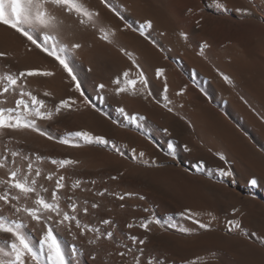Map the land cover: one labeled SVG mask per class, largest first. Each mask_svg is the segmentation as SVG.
Wrapping results in <instances>:
<instances>
[{"label":"bare ground","instance_id":"6f19581e","mask_svg":"<svg viewBox=\"0 0 264 264\" xmlns=\"http://www.w3.org/2000/svg\"><path fill=\"white\" fill-rule=\"evenodd\" d=\"M83 3L100 13L97 26L68 22L81 48L66 51V58L84 96L99 111H117L121 120H133L137 128L111 132L108 116L83 106L84 97L71 88L52 58L34 47L28 51L31 46L23 37L0 26V52L7 53L0 58V69L8 65L13 72L51 70L54 77H28L30 88L41 97L45 90L53 92L57 102L75 95L79 105L62 110L53 121L39 122L55 139L32 131L16 132L9 134L15 137L11 146L43 155L47 171H56L49 157L80 162L62 174L70 177L68 183L83 181L86 191H76L81 201L101 203L100 210L90 209L93 215L88 219L97 225L102 218L115 222V242L101 241L95 264H121L114 253L123 251L120 243L131 244L126 234L147 235L146 256L159 257L165 264L188 260H197V264H264V0H108L112 8L124 14L131 28H125L120 17L101 0ZM216 3L225 5L226 10L216 8ZM149 19L152 27L142 29L139 23ZM100 28L112 29L115 35L104 40ZM182 32L187 39L180 35ZM71 39L67 30L57 36L61 45ZM137 64L151 89L165 96L171 112L155 99L158 105L152 106L131 92H112L115 85L111 81L117 76L123 79L124 71L137 73ZM157 68L165 70L162 77L156 76ZM98 83L108 88L101 92ZM181 89L183 93L177 95ZM121 107L124 114L118 111ZM81 130L104 136L112 143L77 148L58 142L68 132ZM139 131L144 136L141 139ZM7 141L5 136L3 143ZM151 145L162 152L161 156L156 154L158 161H154L155 155L152 160L149 152L145 157L139 155ZM217 153L225 159L220 160ZM221 169L231 171L232 179L221 182ZM113 176L117 179L112 180ZM253 177L255 186L248 183ZM104 188L136 195L124 201L112 195H95ZM121 203L124 208H120ZM233 207L239 209L235 215ZM185 209L199 213L197 218L210 223V228L202 229L179 215ZM142 218L159 220L160 224H151V231L145 233L138 227ZM228 220L238 221L240 227H231ZM127 223L136 226L128 229ZM100 227L103 230L106 226ZM62 239L67 254L73 242L67 234ZM91 251L85 243L82 255L72 254L68 259L71 264H93L88 259ZM126 260L130 264L131 255Z\"/></svg>","mask_w":264,"mask_h":264},{"label":"snow or ice","instance_id":"6c2138e0","mask_svg":"<svg viewBox=\"0 0 264 264\" xmlns=\"http://www.w3.org/2000/svg\"><path fill=\"white\" fill-rule=\"evenodd\" d=\"M106 7H109L116 16L123 19L108 3V0H101ZM218 9H225L226 6L216 3ZM190 11V10H189ZM246 11V10H245ZM100 13L90 9L83 3V0H0V26H5L23 37L31 46L52 58L66 74L67 82L71 88L79 92L83 99V106L99 111L96 104L91 99L84 96L81 84L66 58V51H74L81 48L79 42H75L74 30L68 28V22L72 21L76 26H97ZM151 28L152 21L145 20L141 28ZM125 28L131 25L125 24ZM67 30V34L72 37L67 45H61L57 36L61 31ZM102 39L109 40L110 35H115L112 29H99ZM140 35L144 36L143 30ZM185 39L187 35L181 33ZM111 42V41H109ZM155 43V41H152ZM207 47V45H202ZM128 55L126 49H121ZM7 53L0 52V58L6 57ZM131 59V57H129ZM135 63V62H134ZM137 76L139 82L147 89L148 79L144 75L143 69L137 64ZM163 68L155 70L156 76L162 77ZM129 71H124L121 76H117L111 81L112 92L116 95L132 91L136 95V80L129 79ZM54 77L55 72L39 68H27L18 72H13L11 67L6 65L0 69V264H71L68 256L72 254L82 255L84 244L92 248L88 257L95 264L97 260V248L101 241H114L115 222L112 219H100L99 224H93L88 219L93 215L92 210H100L102 205L99 201L90 202L88 199L80 200L76 196V191H86L82 188L83 181L80 179L67 181L63 172L75 169L79 161L71 158L53 159L47 158L50 163L56 166V171H47L43 167L45 157L38 152L28 153L22 148L11 146L15 137L10 133L32 131L48 140L55 139L39 122L53 121L62 110H70L78 101L73 97L61 98L58 103L55 101L53 92L45 90L42 97L38 92L30 88L28 77ZM224 79L231 83L228 76ZM131 86V88H130ZM96 87L105 91L108 85L98 83ZM167 81L164 82V91L167 92ZM181 92L177 95H181ZM149 95L151 92L149 91ZM53 101L50 104L49 99ZM118 111L124 114L125 109ZM168 111H172L171 108ZM167 131V129H165ZM8 136L7 143H3V138ZM60 144L70 147H81L83 144L112 143L109 139L100 135H93L88 131L68 132L66 137L59 139ZM17 144L20 141H16ZM113 148L115 144L113 143ZM171 148L172 145H169ZM135 151V150H133ZM123 155V153H120ZM142 157L143 152L139 153ZM220 160L225 157L217 153ZM221 175L231 176V171L221 169ZM122 175V173H121ZM116 180L117 177H111ZM95 184V181H89ZM248 183L252 186L257 184L256 178H251ZM96 196L104 197L112 195L120 201L127 197L136 195L132 192L118 194L109 192L107 188L95 193ZM140 200L145 199L139 196ZM120 204V208H124ZM145 212L149 209L145 208ZM232 213L235 215L239 209L233 207ZM179 215L187 216L202 229L210 228V223H202L197 217L199 213H193L190 209H185ZM212 220L216 217L208 213ZM160 224L159 220L152 218H142L138 227L145 233L150 232L151 224ZM231 227H240L236 220H228ZM100 225L106 226L103 230ZM134 224L127 223L126 228H133ZM229 227V231H231ZM188 231V229H182ZM67 234L72 240L70 252L66 254L64 250L63 236ZM126 239L131 244L120 243L119 247L123 251H117L114 255L121 258V264H127L126 258L131 255L130 264H165L159 257L145 254V246L148 236L141 238L138 235L126 234ZM264 241V237L261 238ZM113 255V254H110ZM199 259V258H197ZM87 264V262H86ZM183 264H197V260L184 261Z\"/></svg>","mask_w":264,"mask_h":264},{"label":"rangeland","instance_id":"374dc122","mask_svg":"<svg viewBox=\"0 0 264 264\" xmlns=\"http://www.w3.org/2000/svg\"><path fill=\"white\" fill-rule=\"evenodd\" d=\"M115 14V13H114ZM120 16H122V17H124L123 19H121L122 21H123V26L125 27V24L126 23H128L129 24V22L127 21V20H125V16H124V14H120ZM127 21V22H126ZM144 21L145 20H142V22H140L139 24H140V26L141 25H143V23H144ZM138 24V25H139ZM144 28H147V27H144ZM130 74L131 75H129V79H133V80H137V83H136V86H135V90H136V95L137 96H139V97H141L148 105H160V106H162V107H164V108H166V109H168V107L166 106V102H165V96L163 95V94H161V93H156V92H154L152 89H151V87H150V85H149V83H148V85H147V89H145V86L144 85H142L141 83H139V80H138V76H137V73H131L130 72ZM135 78V79H134ZM138 85V86H137ZM144 86V87H143ZM130 88H131V86H130ZM143 90V91H142ZM149 91L151 92V95H149ZM129 92H131L132 93V91H129ZM75 95H71V97H73V98H75L76 99V97L77 96H75ZM151 96H152V98H151ZM67 97H70V96H67ZM67 97H65V98H67ZM154 99L158 102V104H156L155 102L156 101H154ZM153 100V101H152ZM54 102H57V101H54ZM51 103H53L52 101L50 102V104ZM58 103V102H57ZM152 105V106H153ZM113 111V110H112ZM109 111V113L107 112H104V111H98V112H100L101 114H105V115H107L106 117L109 119V121H110V125H109V127H110V131L111 132H113V133H121V132H119V131H123L124 130V128L125 129H135V128H137V124H136V122H134L133 120H127L126 119V121H125V119L124 120H121L122 118H120L119 116H118V114H117V111ZM113 115V116H112ZM118 117H117V116ZM115 116V117H114ZM114 118V119H113ZM117 118H118V120L120 121H118L117 120ZM117 121V123H114L115 121ZM129 121H130V123H129ZM123 122V123H122ZM128 123V125H127V123ZM112 123V124H111ZM118 123H119V125H118ZM122 123V124H121ZM135 123V125H133ZM126 124V125H125ZM120 126V127H119ZM134 126V127H133ZM129 127V128H128ZM131 127V128H130ZM138 136L140 137L139 139H141V137L143 138L144 136H143V134L139 131L138 132ZM66 137V135H64L63 136V138H65ZM152 148V149H151ZM137 149V148H136ZM155 151H156V149H154V147L151 145V146H147V149L146 150H143V153L144 154H146L147 152H149V153H151V155H152V160H154L153 159V157H154V155H155V160L154 161H158V159H159V156H161V154H162V152L159 150V151H156V153H155ZM156 154L157 155H159V156H156ZM150 155V156H151ZM144 157H145V155H144ZM158 157V158H157ZM227 171V170H226ZM219 175H220V177L222 178V180H221V182H225V180H231L232 178H231V176H223V175H221V171H220V173H219Z\"/></svg>","mask_w":264,"mask_h":264}]
</instances>
